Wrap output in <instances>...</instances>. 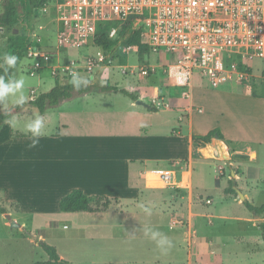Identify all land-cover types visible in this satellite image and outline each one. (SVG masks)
Returning <instances> with one entry per match:
<instances>
[{"label":"crops","instance_id":"obj_1","mask_svg":"<svg viewBox=\"0 0 264 264\" xmlns=\"http://www.w3.org/2000/svg\"><path fill=\"white\" fill-rule=\"evenodd\" d=\"M121 68L124 76L135 74L131 68L125 71L127 66ZM165 71L153 84L143 83L137 90L126 91L107 81L103 83L136 97L132 100L123 95L128 102L117 111L85 108L91 102L102 104L106 101L105 95L94 97L93 93H88L73 98L76 104L61 113L66 118H60L55 131L7 130L3 128L7 125L4 123L0 128V196L6 213L1 216L6 217L13 210L45 221L50 227L63 217L72 222L77 231L91 230L89 241L100 250L99 254L89 257L90 264H229L230 261L236 263L239 257L249 264H264L263 240L255 247L243 246L231 258L225 252V239L218 236L221 231L214 222L218 218L255 223L259 216L250 212L252 218L229 217L223 210H220L223 214L217 213L219 216L209 213L212 197L203 200L196 194L193 182L195 167L200 166V171L206 175V166L211 161L203 158V151L214 153L213 143L201 145L193 137L218 129L228 159L234 156L244 162L232 168L229 175L223 168L215 172L214 185L225 202L240 207L247 201L255 206L248 200L252 191L247 184L264 182V163L259 161L264 151V99L242 98L240 107L232 114L233 119L225 120L219 114L220 118L209 121L205 115L206 104L202 102L207 101L208 107L207 98L217 95V103H212L215 107L222 105L229 86L195 88L192 85L187 88L190 98L184 100L182 88L174 87ZM155 73L156 70L152 75ZM174 88L181 91L172 93ZM136 101L148 108L137 105ZM182 102L185 103L183 107ZM171 110L177 111L179 122L186 123L184 135L181 131L169 133L166 126L170 125L168 113ZM33 141L37 142L36 146L29 147ZM195 154L199 156L197 161ZM10 155L11 160L5 165L4 160ZM156 171L174 173L180 187L184 184V189H189L191 184L190 190H180L176 197L167 187L152 186L146 176ZM202 183L205 191V179ZM230 187L241 193L243 201L235 191V194L227 192ZM75 189L88 197H106L110 206L92 213L60 212L59 201ZM22 225L19 230H24ZM146 232L149 235L158 232L157 240L168 239L172 247L165 244V249H161L145 235ZM216 247L222 253H215ZM54 249L60 260L74 264L72 259Z\"/></svg>","mask_w":264,"mask_h":264},{"label":"built area","instance_id":"obj_2","mask_svg":"<svg viewBox=\"0 0 264 264\" xmlns=\"http://www.w3.org/2000/svg\"><path fill=\"white\" fill-rule=\"evenodd\" d=\"M52 10L57 38L54 49L38 47L37 35L28 34L26 59L32 61L31 77L48 71L55 78L75 83L93 81L92 70L108 66L105 60L109 57L95 46L98 28L105 26L107 39L114 43L127 22L130 30H139L140 42L153 54L163 50L165 59L168 54L179 57L175 63L165 62L164 69L186 99L190 98L187 88L195 80L213 88L248 82L255 76L245 63L264 60V0H54ZM89 46L97 49L94 57L60 60L69 49L87 50ZM130 49L138 51L137 46H128L121 47V52ZM148 71L155 68H138L142 76ZM260 78L264 80V76ZM153 173L164 187L178 185L172 172Z\"/></svg>","mask_w":264,"mask_h":264},{"label":"rangeland","instance_id":"obj_3","mask_svg":"<svg viewBox=\"0 0 264 264\" xmlns=\"http://www.w3.org/2000/svg\"><path fill=\"white\" fill-rule=\"evenodd\" d=\"M42 1V0H40ZM45 1V5L43 8H37L29 23L32 27V32H34L38 39L39 43L37 44L38 47H55L57 44L56 38V26L53 20V10L52 4L54 0H43ZM6 0H0V15L3 12V6ZM45 8V10H43ZM21 10V9H19ZM49 51V49H46ZM112 50L115 51V60L112 61L108 66L104 68H94L91 72L92 76L96 79L93 82L95 85H102L106 81L110 84L117 85L121 89H129L137 90L138 85L143 83L146 84H153L157 81L160 77L163 76L164 72V56L163 50L160 51L159 54L154 55L153 53L150 55L149 59L139 60L138 51L135 53L132 49H130L127 53L123 54L121 49L115 48V45H112ZM97 52L95 47L89 46L88 49H80V50H72L69 49L66 51L65 54L60 55V60L63 62V58H76L79 59L83 56L94 57ZM27 58V57H26ZM24 58L20 64L18 65L12 79L7 85L14 86L16 81L20 79L21 76L25 78V87L19 90H13L12 92L0 97V114L1 111L13 106L17 105V101L20 99V95L23 92L25 95V102L26 106L16 115L8 119L10 123L3 126L4 123L1 125L3 128L7 130H25L27 131L28 124L36 118L37 115L41 117V131L42 132H50L55 131L58 127L60 118L63 120L66 117L62 116L61 113L73 108L76 104L74 101H68L67 103L60 104L57 107H50L46 108L45 111L41 114L38 109L32 105H28V103L38 95L42 93L49 92L56 84V79H58L59 83L66 84L69 82V78L62 81V77L55 78L50 75L49 72L41 71L34 77L29 76L28 72L30 69V65L32 63L31 60ZM65 63V60H64ZM142 65H145L147 68L148 66L153 65L156 73L152 75V72L149 75H145L141 77L138 74V68ZM245 65L251 67L252 74L255 76L253 80H249L248 82H241L238 86L234 83H228L226 86L230 91L227 93V98L224 99V103L220 106L215 107L213 103H217L215 99L217 95L211 96L208 99V107L207 101H203V104H206V112L207 119L212 121L214 118H220L219 114L225 118V120L233 119L237 111V108L240 107L239 100L242 98H263L264 99V80L260 78L264 76V60L255 59L252 61H247ZM127 66V68H131L135 71V74H121V67ZM83 76V75H82ZM256 76L258 78H256ZM208 87V85L204 82L195 80L193 82V87L200 88ZM209 88V87H208ZM172 93H179L180 89H171ZM183 90V89H182ZM210 90V89H207ZM216 92V91H215ZM92 96L97 97L98 95H105L106 101L104 103L93 104L92 102L84 106L85 108L95 110L96 108L99 109H111L117 111L118 109H123L127 99L125 96L121 94H105L99 91L94 90ZM213 93V92H208ZM184 99V98H183ZM181 99V100H183ZM91 100V99H90ZM186 100V99H184ZM84 102V101H83ZM213 102V103H212ZM182 107L185 103H181ZM77 107V106H76ZM74 107L75 109H77ZM237 107V108H236ZM169 114L170 125L166 126L169 127V133H179L181 131V135L186 133V123L178 121V113L175 110H171ZM46 116V118L42 119V116ZM204 115V116H205ZM201 122L203 120L200 117ZM206 120V118H205ZM206 122V121H205ZM0 127V128H1ZM165 127V128H166ZM201 127V126H200ZM212 145V144H211ZM214 153L212 151H208L207 153L203 151V158L208 161V165L206 166L207 172L206 175H203L200 171V166L195 167L196 172L194 174L193 182L196 187V194L203 198V200L207 196L212 197V207L209 213H214V215H218L217 213H221L220 210L224 211V215L229 217H251V213L248 211L247 208L244 206H238L235 203L225 202L223 200L221 193L216 189L214 185V176L216 175L215 172H219L221 168L224 169L227 175L231 174L232 168L235 166H241V162H244L241 158L237 157H230V159H223L220 157L215 145H213ZM226 151V149H225ZM213 153V154H212ZM227 153V152H226ZM259 153V152H258ZM213 155V156H212ZM11 155L4 160V164L7 165ZM229 158V157H228ZM198 154H195L194 160H198ZM259 161L264 163V151H261V156H259ZM219 167V168H218ZM243 167V165H242ZM205 179V191L202 188V180ZM178 183V185H170L167 189H171V192L177 197V194L180 190L189 191L191 184L187 180V184L189 189H184L183 185H179L177 177L174 180ZM247 187H250L252 193L249 197L250 203L255 206H259L264 203V182L262 183H254V184H247ZM222 190V186H221ZM179 195V194H178ZM204 202V201H203ZM201 201V203H203ZM208 203V202H207ZM0 206L4 207L1 203V196H0ZM215 209L216 211H214ZM10 215L3 217L0 215V264H34V263H42L46 262L47 254L43 251L40 246L41 242L45 244L57 248L58 251L72 259V263L74 264H90V258L93 254H99L97 251L100 250L98 245L89 241V235L92 234V231H77L76 228L73 226L74 224L65 218L62 217L60 222L56 225L52 224V227L47 226L45 221L34 219L30 215L27 214H20L15 211H9ZM223 214V213H221ZM244 215V216H243ZM219 216V215H218ZM255 218V217H254ZM258 219L255 223H246L243 221H225L219 220L218 218L215 219V225L217 229L220 230L218 236L224 238V244H226L227 249L225 250L231 258L234 254H237L243 246H247L249 244L252 247H255V244H259L262 242L261 238V230L259 228L260 224H264V214L257 217ZM8 223L9 225H5ZM15 223L18 227H11L10 224ZM23 224V225H22ZM225 224V225H223ZM21 225L23 226L24 230H19ZM66 226V229L63 228ZM219 226H223L222 229ZM225 226V227H224ZM217 230V231H218ZM237 236L238 239H237ZM215 253H222L221 249L216 247L214 248ZM264 255V253H263ZM96 256V255H95ZM229 264H249L247 261L243 260V258L239 257L237 262H228Z\"/></svg>","mask_w":264,"mask_h":264},{"label":"trees","instance_id":"obj_4","mask_svg":"<svg viewBox=\"0 0 264 264\" xmlns=\"http://www.w3.org/2000/svg\"><path fill=\"white\" fill-rule=\"evenodd\" d=\"M44 5L45 1L43 0H6L3 6V12L0 15V54L11 53L19 57L14 67H9L3 59H0V77L3 78V83L5 85H7L12 79L20 62L27 57L30 45L28 34L32 32L29 20L34 11L37 8H43ZM94 42L95 46L100 47L105 55H109L105 60V63H108L107 65H109V61H114L116 57V50H112V45H115V48L117 49H121V47L137 46L139 60L143 59V61L144 59L148 60L152 54L151 49L140 42L139 30H130V22L126 23L119 33V38L114 43L107 39L105 26L99 27ZM178 60V56H172L171 54H168L166 59L164 58V62L171 64ZM147 75H150L149 71L147 72ZM94 90L101 93H120L132 100H136V97L132 94L124 90H118L115 86H110L108 83L95 85L93 82L83 79L76 83L72 81H69L66 84L56 83L49 92L38 95L34 100H31L28 105L36 107L42 114L46 108L57 107L64 101L91 93ZM25 106L26 104L24 103L17 104L2 110L0 114V127L5 121L18 114ZM214 138L221 141L223 140L218 129H214L204 136H194L193 140L201 145H207L212 143ZM146 177L152 186L156 187L158 184L159 187H162L157 180L156 174H148ZM227 192L235 194L231 187ZM243 205L249 212L256 216L264 214V204L260 206H252L247 201H243ZM109 206L110 200L108 198L102 196L88 197L81 190L75 189L59 201L58 208L62 213H92L106 210ZM5 213V209L0 207V215ZM260 230L262 240L264 241V224H261ZM40 246L47 254L48 261L35 264H68L59 259L56 250L53 247L44 242H41Z\"/></svg>","mask_w":264,"mask_h":264},{"label":"clouds","instance_id":"obj_5","mask_svg":"<svg viewBox=\"0 0 264 264\" xmlns=\"http://www.w3.org/2000/svg\"><path fill=\"white\" fill-rule=\"evenodd\" d=\"M18 58L19 57L17 55H14L11 53L0 54V59H3L9 67H14L16 65V61ZM24 87H25V78L23 76H21L20 79H18L16 81L14 86L5 85L3 83V78L0 77V97L12 92L14 89L19 90V89H23ZM24 102H25V95L22 92L20 95V99H19V101H17V103L23 104ZM5 123H10V122L5 121ZM41 123H42L41 117L39 115H37L36 118L28 124V128L33 133H38L40 128H41ZM36 144H37V142L33 141L32 144L29 145V147H35ZM145 235L148 236L150 239L154 240L156 242L157 246L160 247L161 249H165V247H164L165 244H167L168 248L172 247V242L168 239L157 240L156 237L159 235L158 232H153V233H151V235H149L146 232Z\"/></svg>","mask_w":264,"mask_h":264},{"label":"water","instance_id":"obj_6","mask_svg":"<svg viewBox=\"0 0 264 264\" xmlns=\"http://www.w3.org/2000/svg\"><path fill=\"white\" fill-rule=\"evenodd\" d=\"M135 103L137 105L143 106L144 108H148V106L144 104L143 102L136 101ZM212 143L215 145V148L217 149L220 157L223 159H228V154L226 153L225 148L223 147L221 141L218 140L217 138H214L212 140ZM233 190L238 194L239 199L243 201V196L241 195V193L236 188H233ZM10 226L18 227L15 223H11Z\"/></svg>","mask_w":264,"mask_h":264},{"label":"bare ground","instance_id":"obj_7","mask_svg":"<svg viewBox=\"0 0 264 264\" xmlns=\"http://www.w3.org/2000/svg\"><path fill=\"white\" fill-rule=\"evenodd\" d=\"M156 176H157V180H158V182L161 184V186H162V187H164V183H163L162 181H160V180H159V178H158V175H157V174H156Z\"/></svg>","mask_w":264,"mask_h":264}]
</instances>
